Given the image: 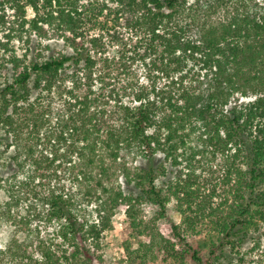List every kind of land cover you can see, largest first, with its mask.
<instances>
[{
	"label": "trees",
	"instance_id": "trees-1",
	"mask_svg": "<svg viewBox=\"0 0 264 264\" xmlns=\"http://www.w3.org/2000/svg\"><path fill=\"white\" fill-rule=\"evenodd\" d=\"M256 1L0 0V24L30 9L29 30L45 37L51 28L64 48L7 60L0 264H101L115 211L126 208L134 232L153 240L171 201L184 229L170 224L164 262L244 264L256 252L264 263V0ZM120 74L126 102L112 101ZM216 159L219 192L197 175ZM80 203L95 205L96 222L78 216ZM142 204L157 208L151 224L142 225ZM206 222L204 259L185 234ZM152 248L140 245L129 264H147Z\"/></svg>",
	"mask_w": 264,
	"mask_h": 264
},
{
	"label": "rangeland",
	"instance_id": "rangeland-1",
	"mask_svg": "<svg viewBox=\"0 0 264 264\" xmlns=\"http://www.w3.org/2000/svg\"><path fill=\"white\" fill-rule=\"evenodd\" d=\"M256 2L261 3L262 0H257ZM224 11V10H223ZM223 11H218L213 16H223ZM8 16H3V21L0 24V87H3L6 82L9 81V63L7 62L8 58L12 55H15L17 58L23 59V56H26L25 61L28 63L29 60L33 57V54L41 49L44 46H50L53 50H64L62 46V42L60 39L53 37L51 33V28L46 29L45 31V37H40L36 34V32H31L28 27V23L30 20L33 19L34 15L30 9H27L26 16H12L13 11H8ZM24 18L26 24L24 27H21L19 25L21 18ZM118 32L120 33V37L123 39H130L132 38L130 33L125 29H118ZM98 32H93V34H97ZM92 34V33H91ZM110 52L113 51V48L110 47L108 49ZM48 52H44V55H48ZM50 55V54H49ZM144 74L140 71H138L136 80L141 82H145L144 80ZM132 78H130L131 80ZM114 86H115V93L117 95H113L112 101H115L118 99V101H127L129 100V89L128 91H124V89L128 86V79L124 75H118L117 78L114 80ZM158 86L162 85V81H158ZM247 99L246 101H249ZM241 101H245L242 100ZM245 101V102H246ZM103 102V101H101ZM4 149V147H0V151ZM12 150V149H11ZM7 155L3 156L0 161V174H7V169H4V165L7 162ZM157 158L162 159V155L158 154ZM221 162L219 159L216 160H210L209 162L205 163V171L200 172L197 169V175L200 176V184L201 187H206V190H209L211 186L217 185V192L220 190V185L218 182V179L221 176ZM129 167H134V165L129 164ZM54 182V181H53ZM159 183V180L156 182V184ZM62 184L66 187L70 186V184L64 180L62 181ZM115 185H121L123 186L121 179L118 178L115 180ZM1 196V194H0ZM81 204V203H80ZM94 206L93 204L88 205L85 203H82L80 208L78 209L80 212H78V216L80 218L86 219L89 222H96V216L94 213ZM140 216L139 218L143 222L142 225H148L151 224V222H154L156 217L157 208L149 205V204H142L138 207ZM126 208L121 207L119 210L115 211L114 215L112 216L111 221V231H107L102 234L100 239V247L98 254L102 258L101 264H129L130 258L132 259L134 257L133 253H135L139 248L140 245L144 246H150L153 243V248L151 249V252L147 251V257L148 260L147 264H177L172 263L171 260L168 259L167 262H164L163 259L165 258V254L163 253V250L161 248V245L163 244L164 240H170L171 242H175L171 235V229L170 224L178 225L181 227V229H184L181 225L182 218L179 213H177L174 210V201H171L166 210V219L157 221L154 227L155 230V238L152 240L151 237L142 236L140 234H137L134 232L132 227H130L128 218L125 215ZM150 226V225H149ZM42 229V228H41ZM49 233L50 230L42 229V235L41 237L45 239L46 235L51 236ZM157 234V235H156ZM212 232L210 229L209 223H203L201 225H198L195 229V233L189 234L186 233L185 237L187 238L188 243L199 251L201 256L205 259L208 257V245L209 241L212 236ZM6 234L4 230H0V245H2L6 240ZM55 243H59L58 240L55 241ZM264 245V240H263ZM263 248V247H262ZM128 250V251H127ZM245 250V251H244ZM246 250H249L244 248L241 250L242 253L246 252ZM71 251V250H70ZM143 252H140L139 255H142ZM131 255V257H130ZM257 253H253L252 255H245V263L244 264H260L257 260L258 257H255ZM250 256V257H249ZM230 257V256H229ZM234 259V258H233ZM232 261V257L228 259V261ZM257 261V262H256ZM134 264H139V260L135 259L133 261ZM97 264V263H95ZM186 264H193L189 261H187ZM224 264H227L224 263ZM264 264V263H262Z\"/></svg>",
	"mask_w": 264,
	"mask_h": 264
},
{
	"label": "clouds",
	"instance_id": "clouds-1",
	"mask_svg": "<svg viewBox=\"0 0 264 264\" xmlns=\"http://www.w3.org/2000/svg\"><path fill=\"white\" fill-rule=\"evenodd\" d=\"M0 247H2V245H0Z\"/></svg>",
	"mask_w": 264,
	"mask_h": 264
}]
</instances>
